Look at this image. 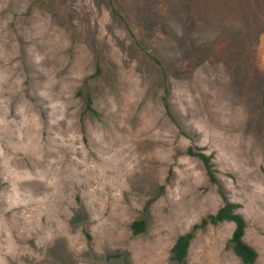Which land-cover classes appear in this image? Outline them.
<instances>
[{
  "label": "rangeland",
  "instance_id": "1",
  "mask_svg": "<svg viewBox=\"0 0 264 264\" xmlns=\"http://www.w3.org/2000/svg\"><path fill=\"white\" fill-rule=\"evenodd\" d=\"M39 1L0 0V264H174L175 237L221 202L190 144L213 154L264 264V0H232L239 21L198 12L210 0H114L132 34L108 0ZM97 66L93 116L78 91ZM232 229L198 231L189 264H240Z\"/></svg>",
  "mask_w": 264,
  "mask_h": 264
},
{
  "label": "trees",
  "instance_id": "2",
  "mask_svg": "<svg viewBox=\"0 0 264 264\" xmlns=\"http://www.w3.org/2000/svg\"><path fill=\"white\" fill-rule=\"evenodd\" d=\"M50 2L53 3V0L39 1V3L43 5H47ZM108 3L110 5L112 16L121 22L127 32L132 34L128 21L120 14L118 8L115 6L116 3L114 2V0H108ZM235 6L236 4L232 2V0H210L208 3H203L202 1L201 3L199 2L196 6V9L198 10V12L205 14L209 18L220 19L222 21H239L241 19L240 14L238 11V7ZM135 43L138 44V41L136 40ZM145 54L148 59H150V61H152V63L156 67H158L160 71L163 89L162 104L165 114L175 123L179 130V133L182 136L190 138L189 132L181 127L175 115L172 113L169 102L167 100L170 91L164 65L157 57L150 54L149 52H145ZM99 69L100 67L97 66L96 72L83 80V87H85L84 94L82 90L78 91V94L83 95L85 99L84 112L93 116H98V113L94 109L92 97L87 91V82L89 79H92L93 77L98 75ZM183 154L197 159L202 164L207 182L215 187L216 192L221 199V202L214 212L200 217L198 221L193 223L187 231L180 233L175 237L169 249L171 262H173L174 264H189V249L198 231L205 229L207 226L216 227L221 225L222 223H232L233 229L229 239L227 240V247L238 259L240 264H255L258 253L255 248L248 244L244 239L248 224L243 214L240 212L241 205L240 203L232 201L228 197L227 191L224 188L222 181L217 176V170L213 161V154H207L204 151L203 147H199L193 144H190L186 148H184ZM171 172L172 170L170 169L165 178L166 183H168L171 179ZM2 186L3 183L0 177V190L2 189ZM163 189L164 185H161L160 192L147 199L144 203L142 214L134 218L129 223V230L133 236L142 235L147 232L148 220L146 216H144V214L149 210V207L156 201V199L161 196ZM76 219L81 220L80 217ZM115 257L119 256H108V258Z\"/></svg>",
  "mask_w": 264,
  "mask_h": 264
}]
</instances>
